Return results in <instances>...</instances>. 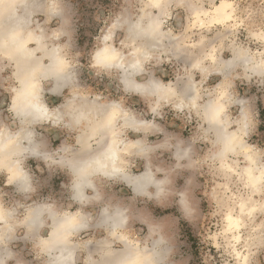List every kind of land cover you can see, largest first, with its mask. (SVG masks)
<instances>
[{
  "label": "clouds",
  "instance_id": "1",
  "mask_svg": "<svg viewBox=\"0 0 264 264\" xmlns=\"http://www.w3.org/2000/svg\"><path fill=\"white\" fill-rule=\"evenodd\" d=\"M0 264H264V0H0Z\"/></svg>",
  "mask_w": 264,
  "mask_h": 264
}]
</instances>
